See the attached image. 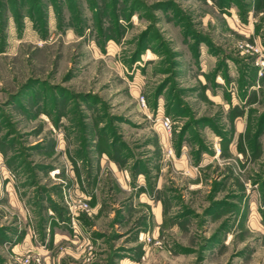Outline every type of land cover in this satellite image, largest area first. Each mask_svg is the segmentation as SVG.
<instances>
[{
  "label": "rangeland",
  "instance_id": "1",
  "mask_svg": "<svg viewBox=\"0 0 264 264\" xmlns=\"http://www.w3.org/2000/svg\"><path fill=\"white\" fill-rule=\"evenodd\" d=\"M0 264H264V0H0Z\"/></svg>",
  "mask_w": 264,
  "mask_h": 264
},
{
  "label": "built area",
  "instance_id": "2",
  "mask_svg": "<svg viewBox=\"0 0 264 264\" xmlns=\"http://www.w3.org/2000/svg\"><path fill=\"white\" fill-rule=\"evenodd\" d=\"M140 102L143 105V99L142 98H140ZM155 120H156V123L158 124V126H159V128L161 130H163L164 132H169L170 131V122H169V120L166 117H163L162 115H160L159 111H157L155 113ZM80 205L84 209L87 208L86 207L87 205H86L85 202L80 203Z\"/></svg>",
  "mask_w": 264,
  "mask_h": 264
}]
</instances>
